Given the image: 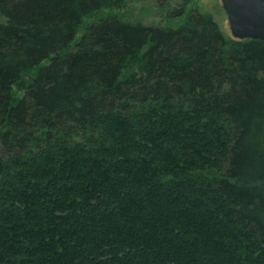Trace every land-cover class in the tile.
Instances as JSON below:
<instances>
[{"label":"trees","instance_id":"1","mask_svg":"<svg viewBox=\"0 0 264 264\" xmlns=\"http://www.w3.org/2000/svg\"><path fill=\"white\" fill-rule=\"evenodd\" d=\"M125 1L0 0V264H264V40Z\"/></svg>","mask_w":264,"mask_h":264},{"label":"rangeland","instance_id":"2","mask_svg":"<svg viewBox=\"0 0 264 264\" xmlns=\"http://www.w3.org/2000/svg\"><path fill=\"white\" fill-rule=\"evenodd\" d=\"M178 0H171L170 4L160 5L158 0H126L125 4L121 8H103L86 17L84 22L89 24L99 18L106 16L107 14H119L133 22H142L144 24H167L173 27H178L184 23V21L191 14V8L195 7L199 11L208 14L216 21L223 35L229 39L233 38V33L229 24L227 13L223 7L222 0H193V2L186 7L183 14L178 16H170L169 11L173 8L179 7ZM83 24V26H85ZM78 32L74 42L82 35L84 27ZM49 59H45L38 67L47 65ZM37 68H35L31 75H37ZM23 91L20 93L22 94Z\"/></svg>","mask_w":264,"mask_h":264},{"label":"water","instance_id":"3","mask_svg":"<svg viewBox=\"0 0 264 264\" xmlns=\"http://www.w3.org/2000/svg\"><path fill=\"white\" fill-rule=\"evenodd\" d=\"M234 38L264 40V0H222Z\"/></svg>","mask_w":264,"mask_h":264}]
</instances>
